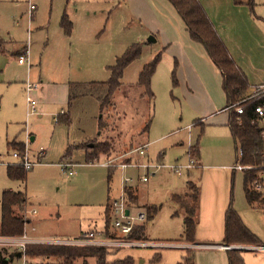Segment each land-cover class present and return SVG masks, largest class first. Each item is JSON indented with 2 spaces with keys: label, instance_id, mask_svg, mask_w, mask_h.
Instances as JSON below:
<instances>
[{
  "label": "rangeland",
  "instance_id": "obj_1",
  "mask_svg": "<svg viewBox=\"0 0 264 264\" xmlns=\"http://www.w3.org/2000/svg\"><path fill=\"white\" fill-rule=\"evenodd\" d=\"M199 1L226 27H236L239 33H232V37L239 44V52L264 67V0H255V9L235 0ZM124 3L125 0H0V35L4 45L18 49L19 55L30 46L29 64L20 65L18 55L12 61L10 53H0V160L15 163L9 144L27 143L31 136L35 137L34 142L28 143L31 159L40 163L29 170L25 185L11 180L7 166L0 164V200L9 189L25 191L29 211L38 213L30 216L34 224L29 226V230L36 228V236L72 240L90 231L101 233L107 227L104 233L95 235L94 244L114 248L116 252L120 249V255L131 256L134 264H173L165 244L176 232L173 214L179 207L170 200V195L183 193L192 181L204 191L206 211L215 203L214 197L218 201L220 197H229L244 223L246 220L252 225L253 228L246 224L249 230L264 245V219L247 205L242 172L237 171L226 184V176L233 173L230 167L239 158L233 140L216 139L210 128L202 131L189 127L193 123L188 113L192 105L184 97L181 63L178 59L179 84L175 86L172 72L176 55L170 48H163L161 39L155 44L135 41L141 45V54L125 69L121 86L109 105L104 102V89L85 85L108 81L111 77L108 66L124 53L123 47L130 39H136L137 30L146 27L144 14L132 11ZM31 5L36 7L33 15H30ZM140 5L144 8L141 1ZM64 14L73 23L71 33L63 29ZM159 53L161 61L152 78L154 99H151L139 85V77L143 66ZM28 79L39 84L33 95L40 103V117H28ZM69 83L85 87L74 88L75 98L68 107L65 99ZM69 117L71 121L67 124ZM75 141L83 144L73 146L69 152V143ZM193 144L200 146L203 165L181 178L163 170L145 183L141 181L142 169L120 166L129 162L145 164L148 159L165 165L183 162L188 160ZM144 145L148 146L146 156L133 152ZM96 146L109 152L89 160L87 153H95ZM191 152L197 155L195 150ZM38 156L42 157L41 161ZM66 162L76 164L73 177L62 173L60 165ZM260 177L254 189L264 192V172ZM126 178L132 181L125 183ZM131 185L139 188L140 206L160 207L158 215L150 221L148 209L156 207L149 206L144 211L129 209L130 217H137L141 212L147 214L146 221L133 222V230L139 231L149 221L150 238L147 227L140 240L122 234L114 227V212L108 211L113 200L120 201L121 197L130 207L126 196ZM26 212L27 206L16 210L20 216L26 217ZM261 245L229 246L240 251L245 264H264ZM9 247L0 243V249ZM77 264H96V260L80 259Z\"/></svg>",
  "mask_w": 264,
  "mask_h": 264
},
{
  "label": "trees",
  "instance_id": "obj_2",
  "mask_svg": "<svg viewBox=\"0 0 264 264\" xmlns=\"http://www.w3.org/2000/svg\"><path fill=\"white\" fill-rule=\"evenodd\" d=\"M177 10L187 26V30L193 41L203 45L213 63L219 68L223 76V88L227 96V106L231 110L230 131L234 140L237 152L240 157L238 163L248 167L243 171V186L249 206L260 204L264 209V192L254 189V185L261 180V173L264 172V134L259 125H254L256 118L255 107L264 104L262 99H253L242 105L243 114L236 112L238 103L243 100L248 93L249 83L245 73L236 64L227 46L212 24L206 10L199 0H168ZM237 4L248 5L255 9V0H235ZM63 29L71 33L73 23L67 14L62 19ZM5 41L0 35V46H4ZM141 54V45L133 44L126 52L117 58L115 65L108 69L111 77L106 82H92L85 84L89 87L102 88L106 91L104 102L109 105L113 94L121 86L125 69ZM161 61V54L146 64L140 73L139 85L144 87L146 94L154 99L151 89L152 78ZM173 84H178L175 70L172 72ZM84 84H70L69 105L74 100V88H83ZM70 123V118L66 120ZM149 125L145 128L148 130ZM14 149L24 151L23 144L14 143ZM72 146L69 147V152ZM95 153L89 155L90 159H96L102 153H108L109 149H101L96 146ZM198 152V145L191 149ZM7 173L14 181L26 182L29 171L20 166H9ZM189 191L186 195H173L172 201L179 207L184 216L183 240L189 245L196 244V231L198 225L200 188L190 182ZM192 193V194H191ZM191 200V202H189ZM27 205L26 192L5 191L1 198V220L0 238H16L23 235L25 230V215L16 213L17 209H22ZM157 210H148V217L151 220ZM226 230L224 245H261L257 236L253 234L244 224L237 210L230 204L226 212ZM145 226H141L139 231L132 230L128 236L133 240H140L144 236ZM134 231V232H133ZM6 247V246H5ZM119 252V250L117 251ZM114 248L89 244L84 246L72 244H28L24 252L10 250V248L0 249V264H6L7 260L21 259L25 256L27 264H75L77 259L96 258V264H134V259L127 257L121 260L110 261L109 257L117 253ZM229 264H245L240 251L229 250ZM179 264H196V251L189 248L185 251L182 261Z\"/></svg>",
  "mask_w": 264,
  "mask_h": 264
},
{
  "label": "crops",
  "instance_id": "obj_3",
  "mask_svg": "<svg viewBox=\"0 0 264 264\" xmlns=\"http://www.w3.org/2000/svg\"><path fill=\"white\" fill-rule=\"evenodd\" d=\"M140 1H141V4L144 3V8L141 7ZM125 2L126 3H124V4L129 9H131L132 11L133 10L141 11L142 14H144L145 18L147 19V23H146L145 28L142 27L143 29H141L140 31L137 30L136 39H130L124 45L123 50H125V49L127 50L133 44H139V43L135 42L137 39L139 41H142L144 44H155L161 39L162 43H163V48L165 50L167 48H170V52H172L174 55H176V58L174 61V70H175L176 74H177V68L179 66L178 59L181 63L180 80H181V84H182V89L184 90V97L187 101L190 100L191 105H192V109L188 113H189V115L192 116L193 123L191 126L189 125V127H192V128L197 127V128H200L202 131H204L205 128H210L212 130V132L214 133V136L216 139L232 138L231 131H230L231 111H230V108L227 106V96H226V93H225L224 88H223L222 72L213 63L212 59L208 55V53L205 50V48L203 47V45L192 40V38H191V36L187 30V26H186L185 22L183 21V19L181 18V16L177 12V10L174 8V6L168 0H125ZM122 6H123L122 3L120 2L119 7H122ZM205 10H206L212 24L214 25L215 29L217 30L220 37L222 38L225 45L227 46V48H228L231 56L235 60L236 64L245 73L247 80H248V83H249V86H250L248 89V93H251L254 87L264 85V67H262V65H260L258 63H255L253 60L249 59L247 56H244L239 52V44L236 41H234L235 38L232 37V33L233 34L239 33V31L235 30L236 27L234 25L233 26L229 25L228 27H226L225 24L222 22V20L219 17H217L213 13L211 14L208 9H205ZM148 36H150V38L153 37L155 39V41H151V42L145 41L144 42V40ZM126 50L124 51V53L126 52ZM24 51H25V49H24ZM24 51L21 55L24 54ZM4 52H8L11 54L12 61L15 58V56H17V55H18V57L21 56V55H19L21 51H19L18 49H14V50H13V48L11 49L9 45H8V47H7V45L0 46V53H4ZM124 53H122V55ZM159 54H161V53H159ZM119 57L120 56H117L114 64L109 65L108 67L115 65L116 60ZM9 66H10L9 64L6 65V68H9ZM176 79H177V82L179 84V80L177 78V75H176ZM28 81H29V79H28ZM28 81L26 82V84L28 83ZM70 84L71 83H69V85L67 86V93H66L67 97L65 99L68 107L70 106L69 105ZM37 100H38V98H37ZM39 104L40 103L38 100V114L37 115L40 117L41 115L39 113ZM62 111H64V110H62ZM33 116H35V115H33ZM54 120L56 122L58 121L57 116L55 117ZM86 139L88 140L89 137ZM232 140H233V138H232ZM30 141L34 142L35 137H31V136L28 137L27 143H30ZM82 142L77 143L75 141L74 144L69 143V147L80 146ZM233 142H234V140H233ZM14 143H17L18 145L23 144L24 146L27 144V143L14 141V142H11L9 145L12 147V145ZM196 145H198V144H196ZM196 145L193 144L190 146L189 154L192 151L191 149L194 148ZM234 146H235V143H234ZM12 149H13L12 157L16 161L15 163L11 164V163L4 161V159L0 160V164L6 165L7 168L9 166H20L19 165V159L14 157V153L21 152V151L18 150V148L14 149L12 147ZM235 149L237 152L236 146H235ZM29 152H30V149H29ZM196 153H197V155H195V156H196L197 161L200 165L199 168H201L203 163H202V160L200 159L201 149H200L199 145H198V152H196ZM30 154H32V153L30 152ZM87 154L90 155L89 153H87ZM38 160L41 161L42 157L38 156ZM237 160H238V158L236 159V164H238ZM151 162H152L151 159H148V161L146 163H151ZM186 162H187V160L183 161V162L178 161L175 164L186 163ZM158 163H160V162H158ZM160 164H162V163H160ZM234 166L230 167V169L233 171V173L226 176L227 186L229 184V179L231 178V176L235 177L236 172L240 171V170L233 169ZM142 170L144 171V174H143V176H144L145 170L144 169H142ZM163 170L167 171L168 169H163ZM163 170H161V171H163ZM192 170L186 171L185 173L190 174L189 172ZM168 172L172 175H175L170 170H168ZM241 172H242V176H243V171H241ZM185 173H184V175H185ZM183 176H177V177L181 178ZM15 182H20L22 185L26 184V182L24 184V182H21V181H15ZM148 182H145V183H148ZM190 182H192V181H189L187 183L186 190L183 193H177V192L172 193L170 195V200H172L173 195H183V196L186 195L189 191L188 186H189ZM192 183L196 184L200 188L198 225H197V231H196V244L195 245H189L188 243H186L183 240L184 216H183L182 212L179 210L177 213L175 212L173 214L174 222H175L176 228H177V229H175L176 232L173 233L174 237L172 239H170L171 241H167V243L165 244L166 250L170 251L168 257L171 259V262L173 264H179L182 261V258L185 254V251L189 248H193L196 251V264H229V260H228L229 250L220 248V246L224 245L223 241L225 238V230H226V223H225L226 212H227L230 204L233 202L229 199V197H227V198L220 197L219 201L216 197H214L215 203L213 204V206L210 207V209L208 211H206L204 208V197H205L204 191H202V187L199 184H197L195 182H192ZM9 190H11V189H9ZM12 191H14V190H12ZM15 192H23V190H18ZM243 192H244V186H243ZM244 195H245V192H244ZM126 197H127L126 200H127L128 204L130 205V207H127L129 212H130V210H129L130 208H139V209L141 208V211H144L147 207L154 206V207H156V209H151V210H157L158 209L157 213L154 215V218H155L160 211V207L157 205H154V204H151V205L147 204L145 206H140V204H139V188L138 187L131 185L129 191L127 192ZM245 199H246V195H245ZM109 200H110V197H109ZM114 200H117V199H114ZM246 202H247V199H246ZM247 205H248V202H247ZM26 206H27V212H26L25 220H27V227L26 226L25 227L28 230V234L30 237H32L33 239H36V240H47V241H49V240H63V239H57V237L47 239V238H43V237H39V236L34 235L36 233V228L32 227L29 230V226H32L34 224V221L32 220V218L30 216L31 215L37 216L38 213L35 210L29 211L28 199H27V205ZM248 207L252 210L258 211V213H261L262 217L264 219V209L260 206V204H256L254 207L248 205ZM0 208H1V200H0ZM108 211L112 212L111 204L109 205ZM240 217H241V215H240ZM154 218H152L151 220H153ZM241 219H242V217H241ZM149 221H150V219H149ZM148 222H147V225L145 226V228L147 227V235L149 237ZM245 222H246V224H248V226L253 228L252 225L248 221L245 220ZM253 226H254L255 232H257L255 225H253ZM106 229H107V227H106ZM105 230L101 233L94 231V233L96 235H97V233H99L101 235L102 233L105 232ZM84 234L85 233H83L82 235H84ZM80 237H78V238H80ZM78 238H73L72 240H76ZM5 239H8V238H0V243H1V241L5 240ZM151 242H152V240H151ZM261 246L264 247V245H261ZM7 247H9V246H7ZM117 253L111 255L109 257V260L115 261V260H121V259H124L127 257H131V256L122 257L119 252H117ZM82 259L86 260L89 258H82ZM94 259L96 260V258H94ZM78 260H80V259H77L75 264H77Z\"/></svg>",
  "mask_w": 264,
  "mask_h": 264
},
{
  "label": "built area",
  "instance_id": "obj_4",
  "mask_svg": "<svg viewBox=\"0 0 264 264\" xmlns=\"http://www.w3.org/2000/svg\"><path fill=\"white\" fill-rule=\"evenodd\" d=\"M36 10V7L34 5L30 6V15H33ZM18 62L20 64H29L30 63V46L28 45L24 51V54L18 57ZM39 88V84H34L28 81L26 84V93H27V103H28V116L31 117L33 115L38 114V100L33 95L34 92ZM253 99H262L264 100V85L256 86L253 88L252 92L246 96L243 100H241L237 107L236 112L241 115L243 114V107L241 104L253 100ZM64 111H62V114ZM255 113L256 118L253 121L254 125H259L262 128L263 134H264V104L259 105L255 107ZM29 137V136H28ZM133 152L137 153L140 156H146L148 152V146L144 145L141 147H138L133 150ZM14 157L19 159V165H21L25 170L29 171L32 170L35 166L39 165L40 163L34 162L31 159V155L28 148V143L24 146V151L16 152L14 153ZM240 157V155H239ZM122 169H127L130 167L138 168V169H144L145 175L142 176L141 181L142 182H148L151 177H154L158 172H160L163 169H168L171 172H173L177 176H183L186 171L199 168L200 165L197 161V158L195 155L190 153V156L186 163H177V164H171V165H165L160 163H145V164H138V163H121ZM62 169V173L66 176L73 177L76 173L74 172V168L76 167V164L71 162H66L60 165ZM248 167H245L241 165L240 163L236 164L233 169L244 171ZM132 180L130 178L125 179V183H130ZM126 186V185H125ZM125 191V187H124ZM125 193V192H124ZM111 210L114 212L116 218L114 227L120 230V232L124 235H128L133 230L134 221L137 222H144L147 220V214L145 212H141L137 217H130L127 215L128 208L125 203V198L121 197V200H114L111 203ZM25 226L27 227V220H25ZM24 230V233L20 237L16 238H8L3 241H1L2 245L5 246H12L16 247L18 251L24 252L26 246L28 244H72V245H89L94 244L95 242V233L89 232L85 233L82 237L76 239V240H36L29 236L28 230ZM34 230V229H33ZM102 245V244H99ZM220 248L226 249V250H232L233 247L231 246H220ZM6 264H27L25 256H23L21 259H14V260H7Z\"/></svg>",
  "mask_w": 264,
  "mask_h": 264
},
{
  "label": "water",
  "instance_id": "obj_5",
  "mask_svg": "<svg viewBox=\"0 0 264 264\" xmlns=\"http://www.w3.org/2000/svg\"><path fill=\"white\" fill-rule=\"evenodd\" d=\"M151 41H155V39L152 37V38H149L148 39V42H151ZM127 215H129V211H127Z\"/></svg>",
  "mask_w": 264,
  "mask_h": 264
}]
</instances>
